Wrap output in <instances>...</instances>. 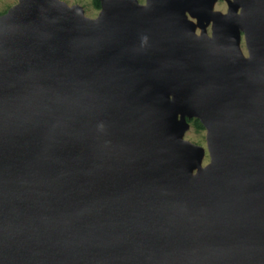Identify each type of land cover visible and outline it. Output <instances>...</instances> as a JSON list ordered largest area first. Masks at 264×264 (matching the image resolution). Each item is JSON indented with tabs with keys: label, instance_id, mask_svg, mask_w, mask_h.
Instances as JSON below:
<instances>
[{
	"label": "water",
	"instance_id": "obj_1",
	"mask_svg": "<svg viewBox=\"0 0 264 264\" xmlns=\"http://www.w3.org/2000/svg\"><path fill=\"white\" fill-rule=\"evenodd\" d=\"M214 1L0 14V264H264V0Z\"/></svg>",
	"mask_w": 264,
	"mask_h": 264
},
{
	"label": "rangeland",
	"instance_id": "obj_2",
	"mask_svg": "<svg viewBox=\"0 0 264 264\" xmlns=\"http://www.w3.org/2000/svg\"><path fill=\"white\" fill-rule=\"evenodd\" d=\"M16 1L17 0H0V10L7 9L9 6L14 4ZM64 1H66L68 4H72V3L80 4L84 9V13L91 17L96 16L99 11V9L93 5L92 0H64ZM139 1L141 2L142 0H139ZM227 1L228 0H215L212 8L214 10H220L222 12H225L228 7ZM189 17L195 21V18L191 16ZM198 31H199V27L196 28L197 33ZM206 32L210 34V24L206 25ZM240 47L243 53L246 55L247 48H246L243 33H241V36H240ZM184 137L194 143L201 145L204 148V153H203L201 164L204 165L205 163H207L209 161V152H208L207 143H206V129L201 128L197 130L195 126L193 125V123L190 121L188 128L184 132Z\"/></svg>",
	"mask_w": 264,
	"mask_h": 264
},
{
	"label": "trees",
	"instance_id": "obj_3",
	"mask_svg": "<svg viewBox=\"0 0 264 264\" xmlns=\"http://www.w3.org/2000/svg\"><path fill=\"white\" fill-rule=\"evenodd\" d=\"M94 4L96 7H99L100 6L99 0H94ZM6 10L7 9L0 10V14L5 12ZM186 119L188 121H191L197 130L204 128V126H203L202 122L199 120V118H197V117H186Z\"/></svg>",
	"mask_w": 264,
	"mask_h": 264
},
{
	"label": "flooded vegetation",
	"instance_id": "obj_4",
	"mask_svg": "<svg viewBox=\"0 0 264 264\" xmlns=\"http://www.w3.org/2000/svg\"><path fill=\"white\" fill-rule=\"evenodd\" d=\"M139 1V0H138ZM145 0H142L141 2L143 3ZM99 2H100V0H99ZM140 2V1H139ZM92 3H93V5L95 6V4H94V0H92ZM96 7V6H95ZM96 8H98V9H100V6L99 7H96ZM197 28V27H196ZM199 31H200V29H199ZM199 31H198V33H199ZM190 122V121H189Z\"/></svg>",
	"mask_w": 264,
	"mask_h": 264
}]
</instances>
